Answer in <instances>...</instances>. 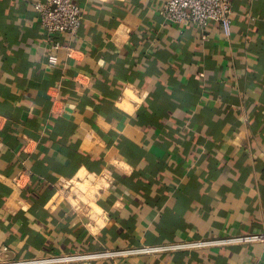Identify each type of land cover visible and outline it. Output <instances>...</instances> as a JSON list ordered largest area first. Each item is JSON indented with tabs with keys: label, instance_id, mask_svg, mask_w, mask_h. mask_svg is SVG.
I'll return each mask as SVG.
<instances>
[{
	"label": "crops",
	"instance_id": "0c3cea01",
	"mask_svg": "<svg viewBox=\"0 0 264 264\" xmlns=\"http://www.w3.org/2000/svg\"><path fill=\"white\" fill-rule=\"evenodd\" d=\"M39 1L0 0V253L264 233V0H230V37L168 0H77L78 35L49 37ZM95 264H264V243Z\"/></svg>",
	"mask_w": 264,
	"mask_h": 264
},
{
	"label": "built area",
	"instance_id": "2783aa9c",
	"mask_svg": "<svg viewBox=\"0 0 264 264\" xmlns=\"http://www.w3.org/2000/svg\"><path fill=\"white\" fill-rule=\"evenodd\" d=\"M36 9L45 34L49 37L78 35L83 14L77 0H44L36 3ZM232 4L230 0H168L163 8L164 18L182 27L194 26L204 31L212 24L218 25L226 37L232 34ZM58 58L49 57L55 66ZM264 243V233L232 236L217 240L191 241L166 245H146L128 249L102 252H75L52 254L28 259H9L4 249L0 264H95L100 260H113L132 256H151L176 251H197L208 248Z\"/></svg>",
	"mask_w": 264,
	"mask_h": 264
}]
</instances>
